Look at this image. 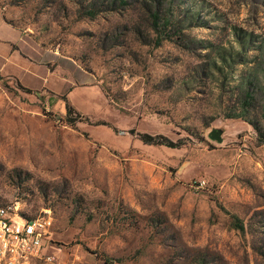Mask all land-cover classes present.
Instances as JSON below:
<instances>
[{
	"label": "rangeland",
	"instance_id": "rangeland-1",
	"mask_svg": "<svg viewBox=\"0 0 264 264\" xmlns=\"http://www.w3.org/2000/svg\"><path fill=\"white\" fill-rule=\"evenodd\" d=\"M258 129L264 0H0V207L50 222L30 264H264Z\"/></svg>",
	"mask_w": 264,
	"mask_h": 264
},
{
	"label": "built area",
	"instance_id": "built-area-1",
	"mask_svg": "<svg viewBox=\"0 0 264 264\" xmlns=\"http://www.w3.org/2000/svg\"><path fill=\"white\" fill-rule=\"evenodd\" d=\"M49 224L45 217L27 218L0 207V264H30L47 256Z\"/></svg>",
	"mask_w": 264,
	"mask_h": 264
},
{
	"label": "trees",
	"instance_id": "trees-1",
	"mask_svg": "<svg viewBox=\"0 0 264 264\" xmlns=\"http://www.w3.org/2000/svg\"><path fill=\"white\" fill-rule=\"evenodd\" d=\"M90 14L94 15V11H91ZM153 20L155 23L156 30H159L158 25H160V22H161L159 10L153 13ZM66 109H67L69 116H71L72 113L75 112L74 108L68 102H66ZM71 122L74 124L76 122V120H73ZM258 133H259L260 141H262L264 144V132H262L260 129H258ZM139 137L143 143L149 144V145H159V146H165V147H169V148H177L179 146V143H176L173 140H171L165 136H162V135L153 136V135H149V134H141V135H139ZM25 217H27V216H25ZM27 218H30V217H27Z\"/></svg>",
	"mask_w": 264,
	"mask_h": 264
},
{
	"label": "water",
	"instance_id": "water-1",
	"mask_svg": "<svg viewBox=\"0 0 264 264\" xmlns=\"http://www.w3.org/2000/svg\"><path fill=\"white\" fill-rule=\"evenodd\" d=\"M221 136H222L221 132L218 131V130H215V131L212 132L211 138L213 140H216L219 143H221L222 142V137Z\"/></svg>",
	"mask_w": 264,
	"mask_h": 264
}]
</instances>
